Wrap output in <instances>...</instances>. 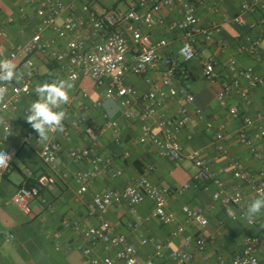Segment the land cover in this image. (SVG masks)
<instances>
[{"label":"built area","instance_id":"built-area-1","mask_svg":"<svg viewBox=\"0 0 264 264\" xmlns=\"http://www.w3.org/2000/svg\"><path fill=\"white\" fill-rule=\"evenodd\" d=\"M121 3H125V7H119ZM165 8H177L181 13V18L172 22L174 30L181 34V46L177 54H167L165 50L171 46V42L165 38L155 40L151 33L164 23L162 13ZM259 13H264V0H245L237 15L203 27L197 5L192 0L23 1L19 14L37 23L34 32L23 42L10 47L0 43V59H12L17 71L23 73L22 79L7 85L8 96L5 103L0 105V151L10 157L7 165H0V186L19 155V148L10 145V138L16 122V111L32 95L35 79L40 74L39 65L33 59L36 56L56 63L67 77L75 73V88L85 78L92 80L104 90L95 107H101L104 100H118L126 120L138 119L141 122L140 142L152 143L162 158L178 165L188 161L195 169L191 180L175 189L154 184L145 173L123 189L104 188L95 192L88 205L87 215L97 218L99 224H88L78 218H62L59 227L48 234L58 252H78L88 264H160L158 260L192 264L197 258L205 264H264V224L257 217L249 222L242 215L246 208L244 186L248 187L253 197L258 190H264V151L256 147L251 135L255 129L256 136L264 139V111L253 118L243 115L239 107L229 103V97L234 93L249 103L251 91L264 86V76L231 58L227 67L232 77L222 82L217 100L220 107L227 110L229 117L239 119L241 124L236 130L229 131L225 124L217 127L213 122L207 123V128L214 132V145L220 154L228 153L227 142L238 141L249 148L259 163L258 169L252 171L243 161L231 160L234 179L231 186L223 178V169L209 167L202 149L185 151L180 134L193 121L190 106L195 103V96L187 88H179L175 84L178 72L195 59L202 63L203 77L209 82H216L220 78L218 60L214 55L200 53L195 46L196 38L201 35L207 42H212L222 31L223 25L231 23L254 30L263 20L251 21L248 15ZM14 23L13 16L0 22L1 41L10 38L7 26ZM26 33L25 28L20 30L22 36H26ZM263 42L264 33L251 43L241 45L239 51L258 58ZM221 43L224 44L223 41ZM149 72H155L156 75L149 76ZM128 75L146 76L148 89L141 92L127 84ZM53 79L56 77L47 75L41 79V84ZM83 96L88 95L84 93ZM173 100L180 104L177 117H169L163 112L164 107ZM71 104L70 96L67 106ZM27 109H23L25 117ZM87 109L84 106L79 110V116L71 124L72 128L78 129L86 123L84 113ZM195 113L203 118L202 110L197 109ZM64 131L67 133L69 127L65 126ZM110 131L117 138L121 137L117 120H106L99 131L92 127L86 128L90 144L73 149L70 156L74 162H87L90 167L73 172L58 169L61 144L54 137L59 132L48 141H38V134L29 126L22 137V144L38 149L40 159L50 173L36 174L26 170L22 183L12 196V203L26 215H32L35 206H38L44 213L41 219L46 222L49 215L56 214V207L46 193L55 189L58 176L64 180L73 178L78 186V196L88 193L105 173L113 179L122 176L123 172L117 167L115 159L97 151L99 136ZM212 186L214 190H211ZM194 189L210 191L213 201L222 207L229 220L242 221L250 229L260 228L262 235L248 233L239 251L231 255H213L209 246L223 236V231L219 230L212 236L205 234L210 225L205 208H183L187 221L198 228L194 234L189 233L186 225L179 222L177 214L169 209L172 195L184 196ZM146 200L154 204L146 220L168 226L171 232L165 241L141 235V244L152 245L155 249L153 257L143 260L138 245L120 233L107 215L114 205L126 203L134 211ZM133 227L137 229L138 224ZM0 236L7 243L16 240L15 234L10 231L2 232ZM176 239H180L182 244L173 248L172 242Z\"/></svg>","mask_w":264,"mask_h":264},{"label":"crops","instance_id":"crops-1","mask_svg":"<svg viewBox=\"0 0 264 264\" xmlns=\"http://www.w3.org/2000/svg\"><path fill=\"white\" fill-rule=\"evenodd\" d=\"M23 1L0 0L2 12L0 22L5 21L8 16L15 18V23L7 26L10 38L6 41L0 40V43L8 47L23 42L30 37L37 25L36 22L26 20L19 14V7ZM192 1L197 5L201 25L208 27L213 22H222L225 17L237 15L241 10V4L245 0ZM119 7H125V3H121ZM216 8L218 9L217 12L215 11ZM162 16L164 17V23L151 32L152 36L155 40L168 39L171 46L165 52L167 54H177L181 46V34L174 30L172 22L180 19L181 13L177 8H165ZM248 18L251 21L263 20V23L254 30L232 23L224 24L222 31L212 42H207L201 35L196 38L195 46L197 50L202 54L214 55L218 60L217 71L220 78L216 82H209L203 77V66L199 59L185 64L184 69L179 71L175 78L177 87L187 88L195 96V103L190 106L193 121L180 134L181 143L187 152L202 149L211 169L224 170L223 178L229 186L234 184L230 167L231 160L243 161L252 171L258 169L259 163L254 159L249 148L244 147L238 141L227 142L228 153L226 155L220 154L214 145V132L207 128V123L213 122L217 127L225 124L229 131L236 130L241 124L239 119L230 118L227 110L221 108L217 100L222 89V82L232 77L227 67L231 58L236 59L241 66L252 67L256 73L264 76V42L258 58L239 51L241 45L251 43L255 37L264 33V13L248 15ZM22 28L26 29V36L20 34ZM222 41L224 44L221 43ZM48 65L49 72L55 73L52 76L67 78V75L60 71L56 63L50 62ZM148 75L155 76L156 74L155 72H149ZM126 82L141 92L148 89L146 76L128 75ZM37 84H41V79L38 77L35 79L32 95L26 98L23 107L16 111V122L10 138V145L19 148L20 151L17 157L25 166V170L21 172L22 180L19 184L9 182L8 174L0 186V233L10 231L16 236L13 243L5 242L0 236V264H88L78 252L69 254L58 252L52 240L48 238V234L59 227L62 218H78L88 224L98 225L99 220L97 218H90L87 215L88 205L95 192L104 188L123 189L127 184L145 173L148 174L149 179L154 184L167 189H175L191 180L195 169L188 161L178 165L169 159L162 158L152 143L140 142L141 122L138 119L126 120L123 117V109L118 100H104L101 107H95L94 104L101 99L104 90L98 88L92 80L85 78L77 88L73 86L70 89L69 94L72 98V104L63 106L68 114V119L64 121V125L69 127V131L67 133L65 131L59 132L54 137L61 144L58 169L74 172L77 169L89 168L90 164L87 162H74L71 159L70 152L73 149L90 144L86 132L87 127L99 131L106 120L112 119L120 123L121 137L117 138L110 131L99 136L96 146L100 154L115 159L117 167L122 170L123 174L116 179H113L110 174H103L96 181L94 187L82 196H78V186L73 178L64 180L58 176L55 189L46 193V196L56 207V214L49 215L46 222L42 221L41 216L44 213L41 212L38 206H35L32 215L24 214L12 203V196L22 183L24 173L28 169L36 174L50 173V170L43 165L38 149L22 144V137L30 126L24 119L23 109L28 108L30 103L36 99L34 88ZM84 93H87L88 96L84 97ZM229 103L232 106L239 107L243 115L256 118L259 112L264 111V86L251 91L249 103L242 100L236 93L229 97ZM84 106L88 107L84 113L86 123L78 129L72 128V122L79 116V110ZM179 108L180 104L173 100L164 107L163 112L169 117H177ZM197 109L203 111V118L196 116L195 111ZM251 135L254 138L256 147L263 150L264 139H259L256 136L255 129L251 131ZM214 189L215 187L212 186L211 190ZM243 191L246 197L245 205L247 206L253 195L247 186H244ZM185 206L205 208L210 220V225L205 234L209 236L221 230L223 222L229 220L222 207L213 201L210 191L194 189L184 196L172 195L169 200V209L177 214L179 222L186 225L189 233H196L198 228L192 222L187 221L183 210ZM153 207V202L146 200L132 211L125 203L112 206L107 215V218L120 233L127 235L132 242L138 245L139 255L143 260L153 257L155 249L152 245H142L140 236L154 237L159 241H165L170 237L171 232V228L168 226L156 221L146 220ZM261 216H264V212L258 215L257 218L259 219ZM134 224H138L137 229H134ZM209 228L215 231L210 234ZM252 230L253 234L262 235L260 228H252ZM181 244L182 241L176 239L173 240L172 247L177 248ZM209 251L214 255L213 243L210 244ZM197 259L201 260L200 258ZM196 260L193 263L197 262ZM165 261L158 260L160 264ZM168 262L173 264L170 261ZM201 262L205 264L202 260Z\"/></svg>","mask_w":264,"mask_h":264},{"label":"clouds","instance_id":"clouds-1","mask_svg":"<svg viewBox=\"0 0 264 264\" xmlns=\"http://www.w3.org/2000/svg\"><path fill=\"white\" fill-rule=\"evenodd\" d=\"M76 74L67 78H56L51 82L37 84L34 88L36 99L33 100L27 109L24 117L26 122L38 134V141H48L57 132L64 131V121L68 114L64 105L70 101V89ZM23 78V73L17 71V65L12 59H0V105L5 103L8 96V87L14 80ZM10 157L7 153L0 151V165H7ZM264 212V190H258L244 209L243 218L251 222L255 217Z\"/></svg>","mask_w":264,"mask_h":264},{"label":"rangeland","instance_id":"rangeland-1","mask_svg":"<svg viewBox=\"0 0 264 264\" xmlns=\"http://www.w3.org/2000/svg\"><path fill=\"white\" fill-rule=\"evenodd\" d=\"M35 62L39 65L40 68V74L38 76L39 79H42L43 77L47 75H54L53 73H50L49 71V65L46 60L43 58L40 59V57H34L33 58ZM264 150V146H263ZM248 154V153H247ZM25 170L24 164L21 162V160L17 157L14 160V164L11 167L8 181L12 182L14 184H19L22 180L21 172ZM21 214V213H20ZM259 220L262 224H264V216L259 217ZM223 236L220 238L219 241H216L213 243L214 248V254L222 253L225 255H231L234 252H237L240 250L243 238L246 234L252 233L253 230L246 227L243 223L239 222H231L229 220H226L221 225ZM210 234L215 231L212 228H209ZM254 233V232H253ZM197 262L193 264H202L201 260H196ZM168 261L163 262L162 264H167ZM171 264V263H169Z\"/></svg>","mask_w":264,"mask_h":264},{"label":"trees","instance_id":"trees-1","mask_svg":"<svg viewBox=\"0 0 264 264\" xmlns=\"http://www.w3.org/2000/svg\"><path fill=\"white\" fill-rule=\"evenodd\" d=\"M239 223H243L247 227V225L244 222L240 221Z\"/></svg>","mask_w":264,"mask_h":264}]
</instances>
